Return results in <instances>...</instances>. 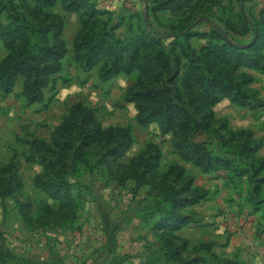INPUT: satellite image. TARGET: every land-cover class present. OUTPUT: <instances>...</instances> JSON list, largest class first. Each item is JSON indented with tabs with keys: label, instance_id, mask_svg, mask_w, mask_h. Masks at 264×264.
Segmentation results:
<instances>
[{
	"label": "trees",
	"instance_id": "trees-1",
	"mask_svg": "<svg viewBox=\"0 0 264 264\" xmlns=\"http://www.w3.org/2000/svg\"><path fill=\"white\" fill-rule=\"evenodd\" d=\"M254 1L147 0L143 12L129 9L125 14L100 8L97 0H22L21 5L6 0L0 5V14L8 19L0 21V40L7 50L0 62V88L10 93L22 79L28 102L44 100V89L61 71L68 52L64 18L53 11L60 4L79 16L73 49L82 69L98 68L102 82L136 73L125 100L134 103L137 122H157L163 134L172 135L181 158L203 173L223 172L230 183L246 185L253 213H264V198H257L264 188V156L258 155L263 142L251 129L235 130L226 119L219 120L214 109L225 99L243 109L264 108L260 90L252 87L257 80L252 71L264 73V7L256 12ZM168 12L177 16L167 25L168 34L146 26V14L157 18ZM200 23L209 29L199 30ZM122 26L125 36L116 33ZM195 39L203 45L195 47ZM134 142L130 127L104 128L90 108L77 103L55 127L50 142L31 141L29 159L48 173L47 178L37 175L35 183L51 191L71 220L82 197L68 176L78 177L81 167H104L121 184L133 180L135 194L144 190L152 198V227L163 264H235L221 260L211 244L198 246L209 254L206 258L191 256L187 240L176 243L173 232L193 221L190 208L212 193L197 185L182 165L162 170V151L152 142L128 163H119ZM44 210L53 211L48 206ZM9 255L0 248L1 262Z\"/></svg>",
	"mask_w": 264,
	"mask_h": 264
},
{
	"label": "rangeland",
	"instance_id": "rangeland-1",
	"mask_svg": "<svg viewBox=\"0 0 264 264\" xmlns=\"http://www.w3.org/2000/svg\"><path fill=\"white\" fill-rule=\"evenodd\" d=\"M4 1L0 0V5ZM16 1L21 5L22 0ZM97 1L102 9L125 14L129 9L143 12L149 5L147 0ZM262 1H254L256 12ZM53 11L64 18L63 37L68 52L61 71L53 75L44 89V100L28 102L22 96V79L10 93L0 88V248L10 253L0 264L164 263L160 241L152 227V198L144 190L135 194L133 180L121 184L105 174L104 167H81L78 177L68 176L75 184V192L82 197L71 220L64 217L51 191L36 185V176L47 178L48 173L40 162L29 159L30 143L35 139L50 142L55 127L63 123L77 103L90 108L104 128L130 127L135 142L119 163H128L152 142L162 151V170L177 163L195 176L197 185L210 189L209 198L190 208L193 221L173 232L176 243L188 241L191 256L209 258L206 250L198 249L204 243L211 244L221 260L264 264V213H253V207L247 203L246 185L230 183L223 172L205 174L183 160L173 145L172 135L163 134L157 122L140 125L134 103L125 100L137 74H122L102 82L98 68L84 71L74 60L73 41L81 28L78 14L66 11L60 4ZM145 18L150 30L168 34L167 25L177 16L168 12L157 18L146 14ZM0 21L8 22L5 12L0 14ZM197 27L208 30L209 24L200 23ZM116 33L125 36L126 27H119ZM194 45L199 48L203 41L195 39ZM6 54L0 40V62ZM252 73L257 79L252 87L259 89L264 98V80L258 74L261 72ZM214 109L216 117L226 119L231 128L251 129L256 139L263 142L258 155L264 156V108L243 109L225 99ZM8 190L10 195L1 197ZM257 198H264V188ZM45 206L53 211H45Z\"/></svg>",
	"mask_w": 264,
	"mask_h": 264
},
{
	"label": "crops",
	"instance_id": "crops-1",
	"mask_svg": "<svg viewBox=\"0 0 264 264\" xmlns=\"http://www.w3.org/2000/svg\"><path fill=\"white\" fill-rule=\"evenodd\" d=\"M260 7H264V0L262 1V5ZM260 76L263 77V80H264V73H258Z\"/></svg>",
	"mask_w": 264,
	"mask_h": 264
}]
</instances>
